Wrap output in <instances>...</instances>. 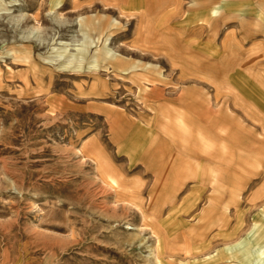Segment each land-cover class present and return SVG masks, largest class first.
<instances>
[{"label": "rangeland", "instance_id": "obj_1", "mask_svg": "<svg viewBox=\"0 0 264 264\" xmlns=\"http://www.w3.org/2000/svg\"><path fill=\"white\" fill-rule=\"evenodd\" d=\"M124 1L0 0V264H264V0ZM173 132L226 169L173 144L182 176L154 172Z\"/></svg>", "mask_w": 264, "mask_h": 264}, {"label": "crops", "instance_id": "obj_2", "mask_svg": "<svg viewBox=\"0 0 264 264\" xmlns=\"http://www.w3.org/2000/svg\"><path fill=\"white\" fill-rule=\"evenodd\" d=\"M206 99L208 100V98H206ZM207 100H206V102L203 100L204 101V104L202 106H204V107H203V110L201 112H199V115H201L202 117H199V115L198 114L196 115V113H195V116H194V119L195 120H203V121L210 120V121L213 122L211 128L214 125H217V126L218 125H222L224 127H226L228 125H233V123L230 121V119H228L227 117H224V118L223 117H220L218 113H215V110L210 105H208V101ZM190 118H192V117H190ZM201 127H202V124H201ZM231 127L234 128V125L231 126ZM203 128L205 129V126L204 125H203ZM235 130L237 131V129H235ZM201 131L203 132V136H204L205 132L203 130H201ZM181 134H183V133H181ZM170 135H172V137L175 136L174 138L176 140L175 139L173 140L172 138H170V139L168 138L167 140H165V142L163 143V145H161L159 147L156 146V145H154L152 147V150L153 151H151V155H148V153H147L144 156V159H145L144 162L154 161L153 163H154L155 166H151V167L153 168L154 172H156V173H157L158 169H160V170L165 169V170H167L165 172V174H164V176L166 175V177L167 176H171V175H175V176H179L180 175V176H182V174H183L182 168H184V166H183L184 163L179 162V160L177 158L178 157L177 154H180V153H177L176 154V152L172 148H170V146H172L173 144H177L178 148L182 149L184 151V153H186V152L187 153L189 152L188 154L191 153L192 156H193V158L195 156L196 151H198L199 153H201V151H202V152H204V154H207L208 157H212L213 156V154H212L213 150H210V145L208 144L210 142L209 141H206L205 137H200L198 139H196V137H195V142H193V144H194V148H193L194 149V152H192L190 150V148H191L190 143L191 142L186 138V136L188 137L189 134H187V135H178L175 132H173ZM220 139L222 141L225 140L223 138H220ZM160 140H161V137H160V139L158 141H159V143H162V141H160ZM199 142H200V144H199ZM153 144H154V142H153ZM213 153L216 154V155H218L217 156V157H219V160L218 161H219V164L221 165V160H223V157H224L223 156V153H219V152H216V151L213 152ZM173 158H175V161L173 160ZM202 161H203V159H202ZM215 161L217 163V160H215ZM210 164H211V162H210ZM200 167H201V170H200V172L198 171L199 178L205 179L207 177L206 179H208L209 174L211 172H210L207 164L206 163L205 164H202ZM214 167H215V165H214ZM188 168H191V167H188ZM224 168L225 167L221 165V169L223 170ZM191 170H193V169H191ZM192 172L194 173V171H192ZM202 172H204V175L205 176L202 175L203 174ZM185 173H187V171ZM200 175H202V176H200ZM184 176H185V174H184ZM206 179L202 182V186L203 185L204 186L207 185ZM198 181L199 180H196L195 182H198ZM224 183L227 184V181H224ZM220 184H222V182ZM213 185H214V183H212V191L215 190V188H214L215 186H213ZM208 190H210L209 187H208ZM206 191H207V189H206ZM180 199H179V201H180L179 202V206L178 207L175 206L176 207L175 209H178L179 211H182L185 208H189L190 206H192L194 204V203L193 204L191 203L194 200V199H192L191 194L190 195L189 194H185ZM203 199L206 200V196L205 195H203ZM227 199L230 200L229 204H226L227 207H228V205H231V204L234 203L233 200H235L236 198H234V196H232V197H227ZM222 204H223L222 207L225 208V210H224V213H225L224 216L226 217V215H227L226 214V209L227 208L225 207L224 202ZM207 211H209V209ZM178 213H179L178 215L181 214L180 212H178ZM217 216H218V218H217ZM208 218L211 219V218H213V216L210 214V215H208ZM214 218H216V220H218L220 217H219V215H214ZM206 222H208V220H206ZM169 223L171 224V222H169ZM166 225L168 226V223ZM212 227H216L217 228V225H215V224L212 223ZM164 229H165V227H164ZM205 233L206 234H204V236H206L207 238H209V235L211 233L210 234L208 232H205ZM217 234H219L218 231H217L216 235ZM211 240L209 241L210 242V247L211 248H216L217 245H218V243L216 241H213V240L211 241Z\"/></svg>", "mask_w": 264, "mask_h": 264}, {"label": "bare ground", "instance_id": "obj_3", "mask_svg": "<svg viewBox=\"0 0 264 264\" xmlns=\"http://www.w3.org/2000/svg\"><path fill=\"white\" fill-rule=\"evenodd\" d=\"M130 1H136V0H125L124 2H127L128 4L130 3ZM138 1V0H137ZM126 4V5H128ZM135 4H129V6H133L134 7ZM122 9H123V5H122ZM217 13V11H216ZM98 54L100 53L99 51L97 52ZM106 53H109V51H107ZM87 151L89 153H91L92 155H94L95 157V160H96V164H97V167L100 168L101 170H103V175L105 176V178L108 179V181L110 182V184L112 186H118L120 184L119 180H120V174L119 172L116 170L115 167L113 166H110L109 165V161H107L105 155L102 153V151L100 150V147L98 144L96 143H87V145H85ZM153 151V150H152ZM94 160V161H95ZM209 168V167H208ZM212 170V169H211ZM204 175V172H202ZM201 174V173H200ZM207 174V173H206ZM199 175V174H198ZM200 175V176H202ZM205 176V175H204ZM207 178V177H206ZM205 178V179H206ZM205 179H202L203 181ZM204 186V185H203ZM112 188V187H111ZM127 194V193H126ZM117 197H120V195H122V193H116ZM123 199H124V196L125 194L123 193ZM121 198V197H120ZM119 198V199H120ZM181 200V199H180ZM252 233L248 235V240L249 242H253L255 241V239H253V235ZM157 237V236H156ZM166 242V243H165ZM163 244H168L167 241L165 239H161V237H158V239L156 240V245L154 246V250H153V256L157 259L158 257V253H159V248H160V245L163 246ZM250 246L247 244V242L243 239L241 240L238 245H228L226 246V249L229 250L231 253H237L239 254L241 257L244 258L241 259L243 260L242 262H245V263H248V248ZM173 255V254H172ZM210 255V254H209ZM212 256V255H211ZM190 258V257H189ZM158 260V259H157ZM159 264V263H158Z\"/></svg>", "mask_w": 264, "mask_h": 264}]
</instances>
